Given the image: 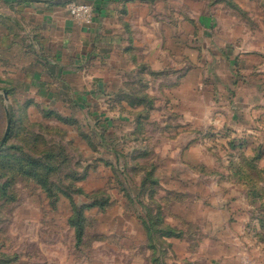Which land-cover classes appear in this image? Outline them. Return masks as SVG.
<instances>
[{"label": "rangeland", "instance_id": "obj_1", "mask_svg": "<svg viewBox=\"0 0 264 264\" xmlns=\"http://www.w3.org/2000/svg\"><path fill=\"white\" fill-rule=\"evenodd\" d=\"M119 8L71 76L5 55L0 264H264V0Z\"/></svg>", "mask_w": 264, "mask_h": 264}, {"label": "crops", "instance_id": "obj_2", "mask_svg": "<svg viewBox=\"0 0 264 264\" xmlns=\"http://www.w3.org/2000/svg\"><path fill=\"white\" fill-rule=\"evenodd\" d=\"M131 1L135 0H0V69L8 59L5 55L12 51L15 70L26 64L30 70L40 67L41 76L57 79L60 73L73 75L72 64L84 53L91 37L117 17L120 6ZM4 3L11 5V14L3 11ZM72 3L98 6L102 13H97L91 26L79 24L69 12Z\"/></svg>", "mask_w": 264, "mask_h": 264}, {"label": "built area", "instance_id": "obj_3", "mask_svg": "<svg viewBox=\"0 0 264 264\" xmlns=\"http://www.w3.org/2000/svg\"><path fill=\"white\" fill-rule=\"evenodd\" d=\"M69 12L76 22L86 26L93 25L97 15L95 6L83 3L70 4Z\"/></svg>", "mask_w": 264, "mask_h": 264}, {"label": "trees", "instance_id": "obj_4", "mask_svg": "<svg viewBox=\"0 0 264 264\" xmlns=\"http://www.w3.org/2000/svg\"><path fill=\"white\" fill-rule=\"evenodd\" d=\"M96 11H97V13H102V9L100 8V7H98V6H96ZM171 235H174V233L173 232H171ZM82 236V231L80 232V237Z\"/></svg>", "mask_w": 264, "mask_h": 264}, {"label": "water", "instance_id": "obj_5", "mask_svg": "<svg viewBox=\"0 0 264 264\" xmlns=\"http://www.w3.org/2000/svg\"><path fill=\"white\" fill-rule=\"evenodd\" d=\"M9 132H10V127H9V129H8V131H7V133H6V136H5L4 140H3V143L6 142V140H7V138H8V135H9ZM3 143H2V144H3Z\"/></svg>", "mask_w": 264, "mask_h": 264}]
</instances>
